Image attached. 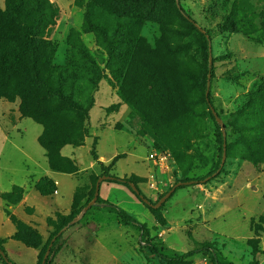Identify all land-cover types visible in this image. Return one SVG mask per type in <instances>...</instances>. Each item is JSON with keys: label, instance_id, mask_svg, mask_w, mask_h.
Wrapping results in <instances>:
<instances>
[{"label": "rangeland", "instance_id": "rangeland-1", "mask_svg": "<svg viewBox=\"0 0 264 264\" xmlns=\"http://www.w3.org/2000/svg\"><path fill=\"white\" fill-rule=\"evenodd\" d=\"M50 2L57 12L43 17L35 33L38 72L31 73L42 90L37 110L74 102L88 111L89 154L114 157L100 160L110 175L132 182L157 204L179 181L204 180L216 171L222 131L205 102L209 81L226 129V162L213 180L174 191L159 209L112 183L110 202L145 225L170 258L209 247L225 264H264V163L256 165L250 153L264 154V110L249 101L264 83V0H179L183 12L177 0H64L63 9ZM7 9L8 0H0V10ZM192 22L208 33L206 53ZM21 104L16 94L0 98V132L11 129L16 148L37 158L43 128L25 119ZM11 150L0 153L2 191L12 179L24 181L26 164L35 172L26 155ZM103 176L97 164L83 173L77 203ZM41 188L50 189L47 183ZM60 192L56 199L67 206L68 192ZM69 219L57 214L46 231L18 219L19 237L39 244L42 253L50 234ZM144 246L136 229L95 206L64 231L50 264H211L202 254L186 263L165 262ZM4 249L11 261L18 256L11 244Z\"/></svg>", "mask_w": 264, "mask_h": 264}, {"label": "trees", "instance_id": "trees-1", "mask_svg": "<svg viewBox=\"0 0 264 264\" xmlns=\"http://www.w3.org/2000/svg\"><path fill=\"white\" fill-rule=\"evenodd\" d=\"M56 12L57 9L54 7V4L50 2V0H8L7 11L2 12L0 10V23L2 26L0 30V98L3 97L8 98L12 94H16V96L19 95L22 98L21 110L24 113V115L26 117L32 118L38 123H41L46 128V132L42 137L43 142L46 144V146L48 145L57 146L58 144H62L61 142L52 141L53 139L51 138V135L56 131L60 130L64 124L70 122L69 119L70 115L73 116L76 114H80L85 121L84 122L85 128H86V120L88 121V111L83 112L79 110L77 108V104L74 102H70V104H68L67 106L52 109L49 111L37 110L38 106L41 104L42 98L40 95L42 90L37 84L33 82L36 81L38 83H41V81L39 80L38 77L37 79H35L34 74L31 73V69L34 70L35 74L38 72L35 33H36V28L42 25L44 20L43 17H45L46 15H53V14L55 15ZM181 12H183L182 8H181ZM192 28L195 31L198 44L202 52L204 53L208 52L207 50V46L209 44L208 33L203 32L204 30L202 31L200 27L197 26L194 22H192ZM210 71L211 70H209V72ZM5 73L6 75H4ZM206 91H207V87H206ZM249 101L252 103L255 102L261 104L264 110V83L259 85L252 92V94L249 97ZM205 102L208 104L211 111V109L214 108V106L210 94L209 95L205 94ZM36 110L38 112H36ZM211 114L212 117L214 118L212 111ZM217 126L218 128H220L218 124ZM224 143L225 141L222 135V156L224 151ZM250 153L252 155L251 156L252 160L255 162L256 165L264 163V154L258 156L259 150L251 149ZM92 157L97 163V165L104 169V176L110 177V179L105 182L118 183L120 185L127 187L138 201L150 207L148 204L144 202L147 198L139 189H138L139 193H136L132 190V188L130 187V183L132 182L110 175L108 173V170L104 168L103 163L100 162V160L98 159V157L94 152H92ZM221 163L218 166L217 170L209 174L204 180L179 181L176 185L178 184L181 185L175 191L181 188L193 187L197 183H201L208 179L213 180V177L222 169ZM46 183L50 187V189L47 192L43 191L41 188L42 184L44 185ZM37 189L43 195H51L56 191L54 183L48 180H42L37 185ZM95 192H96V185L93 188L91 195L84 203L83 200L77 203V198L75 195L74 213L71 216H69L70 219L64 222L62 227H60L54 233L50 234L44 250L42 251V253L41 252L39 253L38 264H43L45 254L48 248L51 246L50 256L45 263V264H50L51 257L54 254H56L62 247L63 234H60V232L64 228H66L73 219L80 216L83 209L93 200L95 196ZM1 197L3 201L7 204V206H16L22 200L23 190H21L20 188H15L13 192L2 195ZM149 203L152 204L150 201ZM97 206H103L106 210L115 214L123 225L136 229L139 232L141 241L145 244L143 248L146 249L151 255L157 256L158 258L162 259L165 262L186 263L195 256L202 254L203 256H206L210 259L211 264H225L219 260L216 252L210 249L209 247L196 249L186 254H183L182 256L170 258L169 256L162 254L157 244L152 243V240L150 238V232L146 228V226L140 223L135 218H133L126 211H124L117 205L102 200L100 197L98 198ZM88 213L85 215V217L88 215ZM10 217L13 223L17 227V233L15 234L14 239L19 242H22L24 245H26L29 248L39 250L40 247L39 244H32L27 240H24L23 238L19 237L20 227L22 225V222H20L14 215H10ZM0 247H1L0 260L2 261V263L16 264L8 258L6 251L2 245V242H0ZM255 253L258 254L259 250H256ZM251 264H259V263L256 259H254V261Z\"/></svg>", "mask_w": 264, "mask_h": 264}, {"label": "crops", "instance_id": "crops-1", "mask_svg": "<svg viewBox=\"0 0 264 264\" xmlns=\"http://www.w3.org/2000/svg\"><path fill=\"white\" fill-rule=\"evenodd\" d=\"M54 2L63 9L64 0H54ZM93 111L94 109L91 111L90 115H92ZM25 119L33 120L30 117H26ZM69 119V123L64 124L60 130L51 135L52 141L62 143L57 146H46L42 138L46 132V128L41 123L33 120L43 128L42 133L37 139L43 152L37 158L25 154L16 148L9 138V131L11 129L0 132V153H4L12 147L14 150L16 149L18 153L24 156L26 155L25 157L31 161L35 170V172H32L30 166L26 164V174L23 177L24 181L22 183H18V181L12 179L9 181V187L6 191L0 189V201H2V204H0V242H5L3 243V247L11 244L17 250L16 254H18V256L12 259L16 264H38L39 251L29 248L22 242L13 239L17 233V227L11 220L7 211L11 212V215H14L23 223L31 225L39 230L46 231L47 223L50 218L55 217L57 214L71 216L74 213L75 195L79 186H83V173L94 170L97 164L89 154L84 119L80 114L70 115ZM14 150L11 151L15 155L16 151ZM99 158L105 163H109L114 157L110 160H106L99 155ZM42 180L53 182L56 191L51 195H43L37 189V185ZM110 187H114V184L104 181L100 185L99 197L107 202H110ZM119 187H122L126 196V190H124L125 186L119 185ZM15 188L23 190L22 200L16 206H7L1 196L13 192ZM65 189L68 192L67 198H69L67 206H63L61 202L56 199V196L62 193L60 191ZM134 198L136 197L134 196ZM27 209L31 210V213H27ZM103 209L105 208L103 207ZM4 230L5 233H2ZM29 251H33L35 254H29ZM27 256L29 257L28 260L26 259Z\"/></svg>", "mask_w": 264, "mask_h": 264}, {"label": "water", "instance_id": "water-1", "mask_svg": "<svg viewBox=\"0 0 264 264\" xmlns=\"http://www.w3.org/2000/svg\"><path fill=\"white\" fill-rule=\"evenodd\" d=\"M177 7L179 10H181V6H180V3H179V0H177ZM201 29V28H200ZM202 30V29H201ZM203 31V30H202ZM205 32V31H203ZM209 60H210V65L212 64V54H211V49H210V56H209ZM209 79H210V75H209ZM210 87H211V84H210V81L208 82V85H207V95H209V92H210ZM212 113H213V116L217 122V124L220 126L221 128V131H222V135H223V138H224V151H223V158H222V166L225 165V162H226V158H227V134H226V129H225V126H224V123H223V120L219 117V115L217 114V112L215 111L214 108L211 109ZM110 179V177H101L99 178L97 184H96V192H95V196L93 198V200L83 209L82 213L80 214V216L76 217L75 219H73L66 228H64L60 234H63L65 230H67L68 227L74 225V224H77L79 223L84 217L85 215L88 213V211L97 206V201H98V198H99V192H100V185L103 181H108ZM181 184H178L176 185L167 195H165L157 204L155 205H152L149 203V201L146 199L144 202L146 204H148L150 207H152L153 209H159L167 200L168 198L174 193V191L180 186ZM130 187L132 188V190L136 193H139V190L138 188L130 183ZM0 252H1V247H0ZM51 252V246L48 248L46 254H45V257H44V261H43V264L46 263L48 257H49V254Z\"/></svg>", "mask_w": 264, "mask_h": 264}, {"label": "built area", "instance_id": "built-area-1", "mask_svg": "<svg viewBox=\"0 0 264 264\" xmlns=\"http://www.w3.org/2000/svg\"><path fill=\"white\" fill-rule=\"evenodd\" d=\"M153 158H155V156H152Z\"/></svg>", "mask_w": 264, "mask_h": 264}]
</instances>
